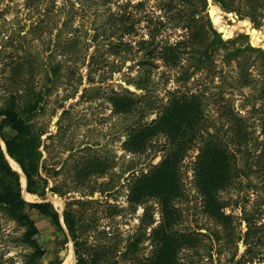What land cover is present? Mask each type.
Masks as SVG:
<instances>
[{
    "label": "rangeland",
    "instance_id": "obj_1",
    "mask_svg": "<svg viewBox=\"0 0 264 264\" xmlns=\"http://www.w3.org/2000/svg\"><path fill=\"white\" fill-rule=\"evenodd\" d=\"M64 1L59 10L57 6ZM128 1L73 0L70 5L68 0H56L53 5L52 0H0V107L14 100L32 134L40 135L39 171L46 179L41 195H36L23 194V178V198L49 201L59 213L69 198H75L72 208L79 211L81 219L78 233L104 250L107 255L102 264H124L121 253L141 232L137 258L148 257L153 248L148 236L151 227L159 224V203L148 198L132 210L129 186L159 163L169 147L159 128L141 151H133L129 147L131 129L154 120L157 109L161 110L175 90L198 94L204 127L215 130L214 137L227 143L236 164L230 184L217 191L219 200L226 203L221 212L230 215V224L203 209L192 166L198 153L196 143L201 142L197 138L195 147L184 152L177 166L181 194L171 202L178 214L174 229L200 237L195 247L181 252V258L192 260V264H264V163L260 158L264 134L259 109L264 66L259 55L245 50L237 62L233 59L227 64L221 62L224 49L218 47L211 54L213 69L197 70L186 81L178 80L184 67L165 63L152 44L139 42L149 41V32L154 30V41L174 44L188 30L172 27L174 21L167 28L158 23L175 13L167 11V0H130L143 5L118 7ZM202 3L201 21L210 20L218 32L235 38L234 48L250 44L264 50V0H234L229 9L213 0ZM202 3L189 0L186 8L198 12ZM254 3L253 12L250 5ZM127 11L126 26L130 28L125 31L121 15L126 16ZM65 13L69 18L64 25ZM110 13L116 14V20L109 18ZM109 23L116 30L109 28ZM104 30H113L115 42L120 36L131 48L110 52L108 40L91 37ZM115 47L122 50V45ZM187 56L182 64L191 71L194 59L190 53ZM239 62L244 68L241 76L235 67ZM128 79L130 84H126ZM122 87L137 100L139 108L133 112L115 111L111 91ZM3 134L11 138L15 132L4 127ZM0 143L4 148L1 138ZM7 160L12 159L7 156ZM52 189L61 195L53 198ZM145 206L150 207L154 222L141 229ZM26 212L38 228L35 241L46 251L40 262L58 259L62 264L71 252L75 264L71 240L62 244L63 234L49 218L33 209ZM24 229L0 209V264H25L32 247L20 241Z\"/></svg>",
    "mask_w": 264,
    "mask_h": 264
},
{
    "label": "trees",
    "instance_id": "obj_2",
    "mask_svg": "<svg viewBox=\"0 0 264 264\" xmlns=\"http://www.w3.org/2000/svg\"><path fill=\"white\" fill-rule=\"evenodd\" d=\"M55 5L56 0H52ZM70 5L74 4L73 0H68ZM204 2L205 0H197ZM221 6L229 9L232 8L234 0H213ZM72 2V3H71ZM165 7L167 11L171 9L175 11L171 16H168L164 22H158L160 25L168 27L167 25L174 21L172 27H181L187 29L186 36L172 44L161 39V41H154V30L149 32V41L142 40L140 44H147L153 46V51L156 49V55L161 57L165 63H173L181 69L178 80L186 81L194 71H204L209 67L212 69L214 60L212 55L218 50V47L224 49L222 52V63H229L234 59L237 62L239 55L245 50L255 51L264 66V50L253 48L250 44L242 47L234 48L232 45L235 38H227L224 34L218 32L213 28L210 20L203 23L199 16L205 10V6L201 5L200 11L188 10L186 4L189 0H167ZM65 1L57 8L60 10L64 6ZM118 5V4H117ZM143 2L133 4L130 0L120 6L121 9L126 7L132 8L134 6H142ZM261 2H259V7ZM251 11L257 7V4L250 5ZM263 7V6H262ZM249 11V13L251 12ZM125 13V12H124ZM66 16L64 25L67 23L69 14ZM126 16L121 15V25L125 31L130 27L126 26L129 20V12ZM116 14L110 13L109 18L116 20ZM248 16L252 14H246ZM200 19V21L198 20ZM213 19V17H212ZM214 20V19H213ZM109 22V20H107ZM109 28L113 29L114 24L109 23ZM131 25V24H130ZM133 25V23H132ZM217 28H221L216 23ZM115 29V27H114ZM116 30V29H115ZM95 40L103 37L108 40V46L112 53H119L127 51L131 48V44L125 40H121L120 36L114 40L115 36L113 30L94 32L91 36ZM123 37V36H122ZM122 45V50H116V47ZM231 45V46H230ZM214 48V49H213ZM213 52V53H212ZM153 53V52H151ZM188 53L192 54L191 58L194 62L191 63L193 69L190 71V66H185L182 61L187 62ZM195 54V55H193ZM153 56V55H152ZM154 58V57H153ZM190 58V57H189ZM205 64V65H204ZM240 71V76L244 72L242 64L237 63L235 66ZM58 66H53L52 72L56 74ZM211 69V70H212ZM243 71V72H242ZM245 78V77H244ZM90 79V78H89ZM88 79V80H89ZM130 79L126 84H130ZM140 81V80H139ZM136 87L142 88L141 85ZM121 91L112 90L111 101L120 113H130L138 109L137 100L133 97V93L127 88L122 87ZM172 96H169L168 101L162 104L161 110L157 109V115L149 124L147 122L139 123L131 129V138L129 140V147L133 151H141L143 144L154 135L156 129L161 128V133L165 134V139L168 143V150L163 154L161 161L152 166L147 173L141 174L140 177L132 181L129 186L128 201L132 210L146 199L152 198L159 203V224L151 227L148 236L152 243V252L146 258H137L139 243L142 240L143 232L138 233L137 236L127 243L125 250L120 257L129 264H192V260H183L181 252L184 249L195 247L200 240L194 236L198 234H185L174 229L173 225L177 223V211L171 204L176 197L181 194V186L178 181V168L187 150H192L195 147L194 140L197 138L201 142L198 145V153L195 156L192 166H194V180L197 191L201 194L204 200L203 209L205 212L215 218H220L226 224H230V215L221 212L222 207L226 206L224 201L219 200L217 191L220 188L228 186L231 182L233 167L236 166L234 156L231 150L226 146L227 143L218 141L214 136L216 132H210L208 127H204L202 122V102L198 94L188 92L174 91ZM261 110L262 129L264 134V86L261 88ZM25 109H29L26 107ZM23 111H19L15 105L14 100H10L7 104L0 107V138L4 145L0 143V209L7 212L13 219H15L20 226L24 227V231L20 237V241L30 247L32 252L29 254L25 264H45L40 260L45 254L43 249L35 241L34 236L38 233V228L33 222L32 218L27 214V210H36L39 214L49 218L56 228L62 232V244L67 240L72 242V252L76 259L75 264H102L107 255L104 250L89 244L87 239L81 237L78 233V225L81 221L78 210H73L72 205L76 201L75 198H69V201L64 205L61 213H59L51 202H29L22 196L21 174L12 168L7 160V156L12 159L20 168L22 175L25 178V191L28 194L41 195V189L46 185V179L40 174V135H34L31 132V127L24 116ZM238 120V119H237ZM202 122V124H201ZM9 127L15 132L11 138H6L3 134V128ZM189 133V135H188ZM167 149V148H165ZM261 161L264 163V146L260 152ZM53 192L59 196L61 193L57 189H52ZM150 207L145 206L143 214L140 218V228L144 229L153 224L154 219L150 212ZM64 226V227H63ZM249 251V250H248ZM207 258V256H206ZM128 261V262H126ZM240 262V261H237ZM58 259L50 260L46 264H60ZM110 264V263H109ZM111 264H121L115 261ZM234 264H236L234 262Z\"/></svg>",
    "mask_w": 264,
    "mask_h": 264
},
{
    "label": "bare ground",
    "instance_id": "obj_3",
    "mask_svg": "<svg viewBox=\"0 0 264 264\" xmlns=\"http://www.w3.org/2000/svg\"><path fill=\"white\" fill-rule=\"evenodd\" d=\"M15 169H17V170H19V172H20V168H19V166L17 165V163H15L14 161H12V160H10V162H9ZM16 170V171H17ZM23 176L21 177V181H22V184H23ZM23 194H27V192H24ZM65 262H66V264H74V260H73V258H72V254H71V252L68 254V258L67 259H65V261L62 263V264H65Z\"/></svg>",
    "mask_w": 264,
    "mask_h": 264
},
{
    "label": "water",
    "instance_id": "obj_4",
    "mask_svg": "<svg viewBox=\"0 0 264 264\" xmlns=\"http://www.w3.org/2000/svg\"><path fill=\"white\" fill-rule=\"evenodd\" d=\"M229 37H231V35H230ZM52 196H53V198H57V197H58V194L55 193V192H53V193H52Z\"/></svg>",
    "mask_w": 264,
    "mask_h": 264
},
{
    "label": "crops",
    "instance_id": "obj_5",
    "mask_svg": "<svg viewBox=\"0 0 264 264\" xmlns=\"http://www.w3.org/2000/svg\"><path fill=\"white\" fill-rule=\"evenodd\" d=\"M22 174V173H21ZM25 189V188H24ZM64 227V226H63ZM76 261V260H75Z\"/></svg>",
    "mask_w": 264,
    "mask_h": 264
}]
</instances>
